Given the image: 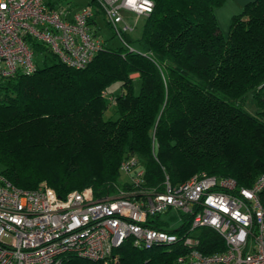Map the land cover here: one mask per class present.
Segmentation results:
<instances>
[{
	"label": "trees",
	"instance_id": "obj_1",
	"mask_svg": "<svg viewBox=\"0 0 264 264\" xmlns=\"http://www.w3.org/2000/svg\"><path fill=\"white\" fill-rule=\"evenodd\" d=\"M152 1L141 27L123 32L119 48L104 39L86 67H70L31 40L36 72L0 81V172L14 185L46 181L61 196L91 187L103 198L119 186L120 165L132 154L147 184L160 189L166 175L174 185L206 173L250 187L264 173V0L246 4L227 37L216 16L226 0ZM90 5L89 23L97 24L103 10ZM115 82L116 96L109 92ZM249 93L255 115L244 109ZM199 237L204 253L225 250L214 229L201 228ZM187 251L182 239L117 250L122 264H176ZM62 264L100 263L71 256Z\"/></svg>",
	"mask_w": 264,
	"mask_h": 264
},
{
	"label": "built area",
	"instance_id": "obj_2",
	"mask_svg": "<svg viewBox=\"0 0 264 264\" xmlns=\"http://www.w3.org/2000/svg\"><path fill=\"white\" fill-rule=\"evenodd\" d=\"M95 1L122 40L154 7L152 0ZM94 17L92 5L73 11L48 0H0V81L36 72L31 40L48 45L70 67H86L105 44L89 23ZM120 170L125 183L103 198L91 187L65 196L44 182L24 189L0 172V264H62L71 256L122 264L117 250L126 242L151 249L180 239L188 251L176 264H264V173L250 187L206 173L174 185L166 175L160 189L147 184L135 154ZM171 209L181 212L184 225L160 228L159 217ZM203 227L221 236L225 250L200 249Z\"/></svg>",
	"mask_w": 264,
	"mask_h": 264
},
{
	"label": "rangeland",
	"instance_id": "obj_3",
	"mask_svg": "<svg viewBox=\"0 0 264 264\" xmlns=\"http://www.w3.org/2000/svg\"><path fill=\"white\" fill-rule=\"evenodd\" d=\"M59 2L61 7L77 11L84 8L88 3L91 2V0H59ZM248 3H246L245 0H226L224 3H222L216 8V16L218 19V23L225 37L229 35V30L233 18L236 15L240 14L243 11L245 5ZM142 21L143 18L139 19V27H141ZM98 23L100 27V29H98L97 31L98 36L107 39L110 47L119 48L121 45H123V42L120 37L114 33L113 29L106 25L105 15L103 12H101L99 15ZM132 45L138 47L137 42H133ZM132 85L134 88V92L136 94L139 93L142 85V81L139 76L137 78H133ZM120 89L121 84L119 82H115L109 87V92L113 93L116 96L120 92ZM104 92L105 90L103 91V93ZM114 109L115 107L109 106V109L107 110V115L114 116ZM244 109L251 115H255L259 110L252 96V93H249L247 98L245 99ZM116 117L117 116H115L114 118ZM125 181L126 177L124 175H121L118 179V185H123ZM43 182L47 183L46 181ZM113 193L114 191L109 193L107 196ZM184 223L185 219L181 216V212L176 209H171L168 212L163 213L158 219V224L168 230L180 229L184 225Z\"/></svg>",
	"mask_w": 264,
	"mask_h": 264
},
{
	"label": "crops",
	"instance_id": "obj_4",
	"mask_svg": "<svg viewBox=\"0 0 264 264\" xmlns=\"http://www.w3.org/2000/svg\"><path fill=\"white\" fill-rule=\"evenodd\" d=\"M49 2H53L54 3V7H61V5H60V2H59V0H48ZM250 2V1H253V0H245V2L246 3H248V2ZM88 5H90V3H88L86 6H88ZM53 7V6H52ZM74 11V10H73ZM125 16L126 17H128V18H131V15H130V13H126L125 14ZM98 18H99V15L96 17V20H97V24H93L92 26H93V28L96 30H98V29H100V27H99V23H98ZM98 33V32H97ZM139 76V74L138 73H135V74H133L132 75V77H134V78H137Z\"/></svg>",
	"mask_w": 264,
	"mask_h": 264
}]
</instances>
